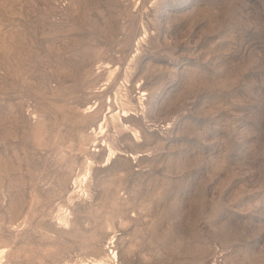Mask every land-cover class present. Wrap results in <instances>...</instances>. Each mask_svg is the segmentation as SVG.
Instances as JSON below:
<instances>
[{"label":"rangeland","instance_id":"obj_1","mask_svg":"<svg viewBox=\"0 0 264 264\" xmlns=\"http://www.w3.org/2000/svg\"><path fill=\"white\" fill-rule=\"evenodd\" d=\"M0 264H264V0H0Z\"/></svg>","mask_w":264,"mask_h":264},{"label":"bare ground","instance_id":"obj_2","mask_svg":"<svg viewBox=\"0 0 264 264\" xmlns=\"http://www.w3.org/2000/svg\"><path fill=\"white\" fill-rule=\"evenodd\" d=\"M112 76V75H111ZM103 128V126L101 127V129Z\"/></svg>","mask_w":264,"mask_h":264}]
</instances>
